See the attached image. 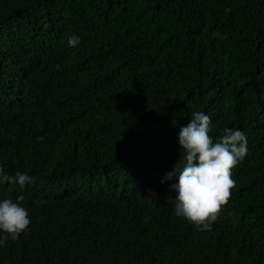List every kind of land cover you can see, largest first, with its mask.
Here are the masks:
<instances>
[{"label":"trees","instance_id":"obj_1","mask_svg":"<svg viewBox=\"0 0 264 264\" xmlns=\"http://www.w3.org/2000/svg\"><path fill=\"white\" fill-rule=\"evenodd\" d=\"M195 111L247 137L211 231L167 179ZM0 166V264H264V0H0Z\"/></svg>","mask_w":264,"mask_h":264},{"label":"clouds","instance_id":"obj_2","mask_svg":"<svg viewBox=\"0 0 264 264\" xmlns=\"http://www.w3.org/2000/svg\"><path fill=\"white\" fill-rule=\"evenodd\" d=\"M79 43L78 37L69 40L70 47ZM211 132V118L203 112H193L189 123L180 128L181 156L174 170L167 175L168 180L177 179L170 189L176 194L175 214L201 231L212 230L223 206L229 202L236 186L233 169L247 155V137L243 131L224 128L222 135L215 139ZM3 182L18 183L24 188L32 179L20 172L15 177L9 176L0 166V183ZM168 199L171 202L172 198ZM23 200L22 195L16 202L10 198L0 200V232L5 233L0 237V244L9 237L15 240L28 230L31 219L28 210L22 206Z\"/></svg>","mask_w":264,"mask_h":264}]
</instances>
